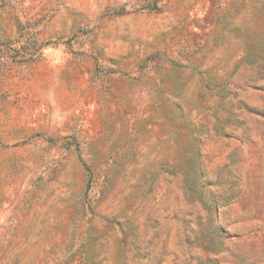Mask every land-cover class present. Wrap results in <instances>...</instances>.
Returning <instances> with one entry per match:
<instances>
[{
  "label": "rangeland",
  "instance_id": "374dc122",
  "mask_svg": "<svg viewBox=\"0 0 264 264\" xmlns=\"http://www.w3.org/2000/svg\"><path fill=\"white\" fill-rule=\"evenodd\" d=\"M0 264H264V0H0Z\"/></svg>",
  "mask_w": 264,
  "mask_h": 264
},
{
  "label": "built area",
  "instance_id": "2783aa9c",
  "mask_svg": "<svg viewBox=\"0 0 264 264\" xmlns=\"http://www.w3.org/2000/svg\"><path fill=\"white\" fill-rule=\"evenodd\" d=\"M126 10H131L136 5V0H121Z\"/></svg>",
  "mask_w": 264,
  "mask_h": 264
}]
</instances>
